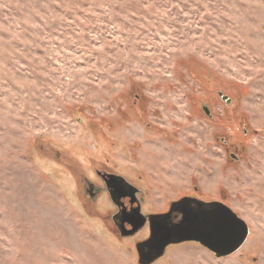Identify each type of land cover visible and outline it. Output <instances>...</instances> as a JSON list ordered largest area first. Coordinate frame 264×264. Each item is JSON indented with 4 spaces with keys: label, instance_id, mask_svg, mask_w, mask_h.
Returning <instances> with one entry per match:
<instances>
[{
    "label": "rangeland",
    "instance_id": "rangeland-1",
    "mask_svg": "<svg viewBox=\"0 0 264 264\" xmlns=\"http://www.w3.org/2000/svg\"><path fill=\"white\" fill-rule=\"evenodd\" d=\"M98 170L249 225L152 264H264V0H0V264H139Z\"/></svg>",
    "mask_w": 264,
    "mask_h": 264
},
{
    "label": "water",
    "instance_id": "water-1",
    "mask_svg": "<svg viewBox=\"0 0 264 264\" xmlns=\"http://www.w3.org/2000/svg\"><path fill=\"white\" fill-rule=\"evenodd\" d=\"M227 103L231 102L228 95L218 91ZM204 110L208 113L207 107ZM231 157L236 158L234 154ZM115 189L111 198L116 201L124 190L137 192L135 186L124 177L108 175ZM116 198H115V197ZM177 212L181 217L171 222V216ZM113 216V220L115 217ZM125 221L131 223L130 229L123 226L120 235L134 236L149 222V236L136 243L139 264H152L166 253L172 244L198 242L209 249L217 258L230 256L237 252L249 236L248 223L229 205L221 201H203L194 197H183L171 203L169 211L144 215L140 207L133 209Z\"/></svg>",
    "mask_w": 264,
    "mask_h": 264
},
{
    "label": "flooded vegetation",
    "instance_id": "flooded-vegetation-1",
    "mask_svg": "<svg viewBox=\"0 0 264 264\" xmlns=\"http://www.w3.org/2000/svg\"><path fill=\"white\" fill-rule=\"evenodd\" d=\"M226 95V94H224ZM219 96V94H218ZM220 97V96H219ZM223 101H225L227 103V101L225 99H223L222 97H220ZM232 100V99H231ZM231 103V102H230ZM227 103V104H230ZM207 107V106H204ZM208 109V107H207ZM209 113L208 115H211V111L208 109ZM98 178L101 181V184L98 183H89V187H88V193L90 194V196L92 197V199H95L97 194L106 191V193L108 194L111 202L115 205L116 207V212L115 214L112 215V220H113V216L117 215L115 217V220H113V223L115 225V227L118 229L119 233H120V229L125 226L126 228L130 229L132 227L131 223H129L128 221H125L126 219L129 218V214L133 211V209H136L138 207H140L141 212H142V203L143 200L140 196V191L138 189V187H135L137 192L135 194H133L130 190H124L120 195L117 194L119 197H115L116 201L112 200V196H111V192L114 191L115 186H113L114 182L110 181V178L108 175L114 174L105 170H98L97 172ZM171 206V205H170ZM170 207L163 212L160 213H165L167 211H169ZM150 214H155V213H150ZM144 215H149L144 214ZM181 217V215H179L177 212H174L171 216L170 221L171 222H176L179 220V218ZM146 225L149 226V222L147 221L145 226L142 228L144 229L146 227ZM141 229V230H142ZM140 230V231H141ZM149 234H150V228H149Z\"/></svg>",
    "mask_w": 264,
    "mask_h": 264
}]
</instances>
